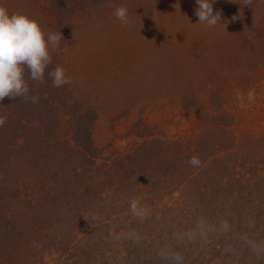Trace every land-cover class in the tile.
<instances>
[{"label": "trees", "instance_id": "trees-1", "mask_svg": "<svg viewBox=\"0 0 264 264\" xmlns=\"http://www.w3.org/2000/svg\"><path fill=\"white\" fill-rule=\"evenodd\" d=\"M112 1L0 3L33 19L38 10L49 32ZM257 40L261 62L253 69H264V28ZM57 61L43 83L28 79L38 103L0 102L6 117L0 126V264H166L157 255L164 243L182 251L185 264H264L237 239L254 219L250 237L264 240V80H247L232 100L212 93L206 105L184 95L182 112L168 126L140 117L117 144L113 136L96 146L94 109L75 85L56 88L48 76ZM239 107L259 110L260 118L242 125ZM192 156L200 167L188 163ZM133 198L151 210L143 223L129 210ZM200 216L213 223L226 218L233 231L203 247L171 239ZM133 230L147 239L134 243L128 239ZM229 245L241 250L238 258L225 253Z\"/></svg>", "mask_w": 264, "mask_h": 264}, {"label": "rangeland", "instance_id": "rangeland-1", "mask_svg": "<svg viewBox=\"0 0 264 264\" xmlns=\"http://www.w3.org/2000/svg\"><path fill=\"white\" fill-rule=\"evenodd\" d=\"M120 6L128 10L126 25L114 15ZM196 8V0H115L54 24L49 32L60 31L65 40L51 53L52 61L58 59L79 97L96 112V146L113 136L117 144L140 117L168 126L182 112L184 95L206 105L212 93L232 100L247 80H264V69H253L261 62L256 49L262 44L257 37L264 28L263 0L249 6L216 0L213 11L222 12L225 24L212 28L199 23ZM34 19L40 22L38 10ZM241 109L242 125L260 118L259 110Z\"/></svg>", "mask_w": 264, "mask_h": 264}, {"label": "clouds", "instance_id": "clouds-1", "mask_svg": "<svg viewBox=\"0 0 264 264\" xmlns=\"http://www.w3.org/2000/svg\"><path fill=\"white\" fill-rule=\"evenodd\" d=\"M216 0H196L197 8L195 15L200 24L209 28L224 25L222 12L214 13L213 4ZM252 0H244V5L249 6ZM115 17L122 25L128 23V10L125 6L117 7L114 11ZM233 20L236 19L234 16ZM65 40L61 32L46 33L39 21L27 14L9 13L8 9L0 5V102L6 97L12 100L23 98L33 104L39 102V96L29 95L30 89L28 79L44 82L45 72L52 63L51 53L60 49V43ZM48 76L56 88L71 83V77L63 67L57 66ZM27 77V78H26ZM254 91L248 93L249 101L254 99ZM239 98V97H238ZM6 117H0V126L5 124ZM188 163L192 167H200L201 160L198 156H192ZM129 210L137 221L143 223L151 216V210L142 205L135 198L129 202ZM99 219V217H96ZM256 227L254 219H249L243 231L238 234V241L248 249L255 257H264V240H255L250 237V232ZM233 231L228 220L221 219L218 223L210 222L206 217L200 216L195 226L183 231H174L171 239L177 244H190L195 247H203L210 242L219 240ZM128 239L139 244L146 240L139 232L133 230ZM225 253L232 257H239L241 250L229 245L224 249ZM157 255L166 264H185V255L172 247L171 243H164L159 248Z\"/></svg>", "mask_w": 264, "mask_h": 264}]
</instances>
